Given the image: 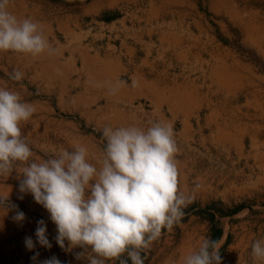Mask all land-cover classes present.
I'll list each match as a JSON object with an SVG mask.
<instances>
[{"label": "rangeland", "instance_id": "obj_1", "mask_svg": "<svg viewBox=\"0 0 264 264\" xmlns=\"http://www.w3.org/2000/svg\"><path fill=\"white\" fill-rule=\"evenodd\" d=\"M8 10L18 20L38 23L55 49L47 54L65 66L60 76L46 78L40 76L45 60L40 65L30 54L0 51V87L17 92L35 108L21 123L33 160L84 146L89 162L100 167L104 127L146 130L153 123L170 124L178 187L190 202L180 221L171 230L162 229L141 252L144 264L163 244L171 263L182 264L180 251L193 252L204 237L220 241L221 264H264L250 255L252 243L264 239V0H9ZM172 38L175 43L164 44L169 48L162 46ZM82 50L99 61L113 60L111 81L127 100L104 97L100 89L89 91L87 71L79 63L73 69ZM94 68L99 67L91 64L92 73ZM134 68L141 76L151 73L162 80L163 74L167 81L189 83L199 99L190 131L182 130L184 118L173 119L165 103L141 98L128 102L135 96L129 87ZM222 69L229 80L222 81ZM14 71L22 72V79H12ZM79 95L82 102L74 99ZM213 111L240 117L235 132L243 130L244 137L238 150L210 139L215 132L206 127L205 118ZM17 176L15 171L8 178L0 176V198L8 197L7 211L0 209V264H40L53 256L61 264H88L76 259L82 248L68 251L67 241L60 248L50 214L30 193L19 192L23 176ZM16 211L25 214L23 222L13 220ZM40 220L47 226L50 249L36 240ZM25 237L32 238L33 250L25 247ZM122 258L132 264L126 254Z\"/></svg>", "mask_w": 264, "mask_h": 264}, {"label": "clouds", "instance_id": "obj_2", "mask_svg": "<svg viewBox=\"0 0 264 264\" xmlns=\"http://www.w3.org/2000/svg\"><path fill=\"white\" fill-rule=\"evenodd\" d=\"M8 5L9 0H0V51L32 56L54 52L38 23L18 20ZM22 77L20 71L11 74L14 80ZM34 111L17 92L0 87V176L8 178L13 171L18 179L23 176L19 192L30 193L50 214L62 250L65 241L68 251L75 247L84 250L76 259H86L88 264L117 260L127 264L122 258L126 254L132 264H144L141 252L150 248L162 229L171 230L180 221L190 202L178 187L172 126L153 123L146 130L104 127L106 145L97 167L89 162L84 146L33 160L21 123ZM7 201L8 197L0 198V209L7 211ZM13 220L23 222L25 214L16 211ZM35 236L42 247L51 248L43 220L38 221ZM24 243L30 251L35 248L31 237H25ZM220 247L219 240L204 237L183 264H221ZM250 255L254 261L264 262V239L252 243ZM38 256L36 253L32 259ZM40 264L61 261L53 256Z\"/></svg>", "mask_w": 264, "mask_h": 264}, {"label": "bare ground", "instance_id": "obj_3", "mask_svg": "<svg viewBox=\"0 0 264 264\" xmlns=\"http://www.w3.org/2000/svg\"><path fill=\"white\" fill-rule=\"evenodd\" d=\"M262 30H263L262 38L264 39V29H262ZM247 32H250V30ZM162 42H164V41H162ZM83 52H85V51L82 50V52L79 54V57H78L79 61L76 60V62L73 65V69L75 68V65L77 63H79L82 66V69H83L82 71H87V73H86L87 77L92 78L91 79L92 84L89 87V91L91 92L92 89H94V90L100 89L101 90L100 93H102V95H104V97L105 96L107 97L108 95H110L111 92H117L119 89V86L115 85L116 83L114 84L109 79V74L112 73L110 68H109L110 67L109 63L107 61H105L104 62L105 68L101 69L100 66L98 65L99 60H96L95 58L90 57L88 54H85L86 52L85 53H83ZM45 53H46V58L44 59ZM45 53L37 55V56H32L33 60L37 61L40 65H42L44 60L46 61L45 64L43 65V67L41 66V68H40V76H43V77L45 76L47 78L51 73H54L53 75H55V77H58L61 74H63V72H65V66H64V64H62L60 62V59L57 56L49 57L47 52H45ZM28 57L30 58V56H28ZM91 64H92V66L98 65V67H99L98 69L94 68L95 71H93V73L89 69ZM84 69H86V70H84ZM222 74H223V77L221 78L222 81L229 80V76L225 72L223 73V69H222ZM77 84H79V83H77ZM97 92H99V91H97ZM116 95H117V93H116ZM179 96H181V94H179ZM108 97H111V96H108ZM74 99L78 100L79 102L83 101L82 95H79ZM84 102H85V105L89 104V99L88 100L84 99ZM167 104L170 107H173L170 105L169 102ZM182 116L184 118L183 123H181L182 124V130L188 131L189 130L188 123L192 122V119L197 120L198 116L194 117V116L188 115L186 113H184ZM173 119H174V117H173ZM239 119H240V117H238L236 114H233V113H221L220 114V113H212L211 112L208 115V117L205 118V125L207 128L211 129V132H213V131L215 132V134H211V136H210V139L213 140V143H215L219 147L220 146L226 147V148L233 147V148H236V150H238L239 147L241 146L240 140L243 139V137H244V134L241 133V132H244L243 130L241 132H235V130L237 129V128H235V126L239 123ZM163 246H164V249L163 248L162 249H156L155 256H153L152 261L148 264H172L171 263L172 262L171 256L168 253L166 255L164 254V251L167 250V247L165 244H163ZM180 252H181L180 253L181 256H179V260H180V263L182 260V264H183V259L186 255L190 254V250L188 248H185V249H183V251H180ZM234 254H237V253L235 252Z\"/></svg>", "mask_w": 264, "mask_h": 264}, {"label": "crops", "instance_id": "obj_4", "mask_svg": "<svg viewBox=\"0 0 264 264\" xmlns=\"http://www.w3.org/2000/svg\"><path fill=\"white\" fill-rule=\"evenodd\" d=\"M163 40H168V37L163 38ZM175 41H176V38H172L170 42H161V44L163 47L169 48V47L164 46V44L175 43ZM105 61L109 63V66H110L109 68L112 72L111 74H109V79L112 80V76L114 75V72L116 71L115 65L113 64V60L99 61L98 65L100 66L101 69L105 68V64H104ZM142 62H143L142 64V68H143L144 60ZM134 66L135 65H132L131 68ZM138 73L139 72H136V68L132 70L131 76H133V79L129 87L131 88L132 95H135V96H131L129 98L128 100L129 103L136 98H141V99H144L145 101L158 102L162 104L163 103L167 104L169 102L170 105L173 106V107H170L167 104V107L171 111L172 117L182 116L184 113L188 115H192L194 117L198 116L197 112L193 110V107L197 104V101H199V99L196 97H193L194 92L191 88L188 87L189 83L188 84L187 82L183 83L184 81H181V82L167 81L168 79L165 78L163 74L160 75L162 78L161 80L159 77L151 73H146L143 76L138 75ZM123 92H122V89L119 87L117 92H111V94L115 96L116 99L124 101V100H127V98L126 99L123 98L124 96ZM179 94H181V96H179ZM212 113H218V112L213 111ZM188 125H189L188 131H190L192 127L190 126V123H188Z\"/></svg>", "mask_w": 264, "mask_h": 264}]
</instances>
